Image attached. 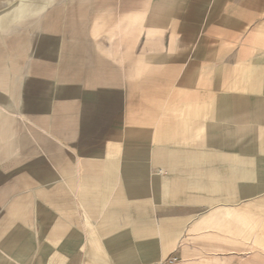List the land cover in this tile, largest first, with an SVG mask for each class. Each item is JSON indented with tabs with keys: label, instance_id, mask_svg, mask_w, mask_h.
<instances>
[{
	"label": "crops",
	"instance_id": "crops-1",
	"mask_svg": "<svg viewBox=\"0 0 264 264\" xmlns=\"http://www.w3.org/2000/svg\"><path fill=\"white\" fill-rule=\"evenodd\" d=\"M47 1L0 13V264L236 260L264 226V0L49 28Z\"/></svg>",
	"mask_w": 264,
	"mask_h": 264
},
{
	"label": "rangeland",
	"instance_id": "rangeland-1",
	"mask_svg": "<svg viewBox=\"0 0 264 264\" xmlns=\"http://www.w3.org/2000/svg\"><path fill=\"white\" fill-rule=\"evenodd\" d=\"M88 0H49L46 2L47 24H55L58 19L55 15H67L68 19L73 15L77 16L90 13V2ZM34 0H0V13L18 11L23 8L32 7ZM0 45L7 46V40L0 39ZM223 264H264V226L257 232L251 245L239 246L236 260Z\"/></svg>",
	"mask_w": 264,
	"mask_h": 264
},
{
	"label": "built area",
	"instance_id": "built-area-1",
	"mask_svg": "<svg viewBox=\"0 0 264 264\" xmlns=\"http://www.w3.org/2000/svg\"><path fill=\"white\" fill-rule=\"evenodd\" d=\"M182 259L178 256H171L162 260L159 264H181Z\"/></svg>",
	"mask_w": 264,
	"mask_h": 264
}]
</instances>
